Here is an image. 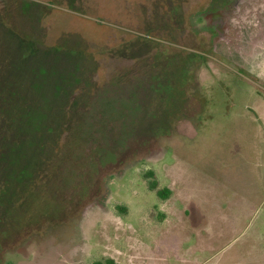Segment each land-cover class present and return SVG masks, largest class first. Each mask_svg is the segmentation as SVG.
Segmentation results:
<instances>
[{"label": "rangeland", "instance_id": "rangeland-1", "mask_svg": "<svg viewBox=\"0 0 264 264\" xmlns=\"http://www.w3.org/2000/svg\"><path fill=\"white\" fill-rule=\"evenodd\" d=\"M228 1L0 0V264H264V0L225 42Z\"/></svg>", "mask_w": 264, "mask_h": 264}, {"label": "flooded vegetation", "instance_id": "flooded-vegetation-1", "mask_svg": "<svg viewBox=\"0 0 264 264\" xmlns=\"http://www.w3.org/2000/svg\"><path fill=\"white\" fill-rule=\"evenodd\" d=\"M221 7V9L219 8L216 10V13L214 11V13L211 15V26L215 31V35L218 40L222 39L225 42H230L233 39L231 36L235 33V30L233 29L237 23L235 22V24H231L229 21H226L225 16L228 15L229 17H235L243 12L250 14L249 9H247L248 1L229 0L226 5L223 4ZM259 23L264 24V20L259 21ZM262 26L263 25H260V27Z\"/></svg>", "mask_w": 264, "mask_h": 264}, {"label": "trees", "instance_id": "trees-1", "mask_svg": "<svg viewBox=\"0 0 264 264\" xmlns=\"http://www.w3.org/2000/svg\"><path fill=\"white\" fill-rule=\"evenodd\" d=\"M146 174L148 177L154 176V172L152 170L148 171ZM149 186L151 189H156L157 181L156 180H149ZM156 193H157L159 198L167 199L171 194V190L167 187H163V188L157 189ZM118 208L123 210V211L126 210V208L124 206H118ZM95 264H117V263L112 258H104V259H100V260L95 261Z\"/></svg>", "mask_w": 264, "mask_h": 264}]
</instances>
